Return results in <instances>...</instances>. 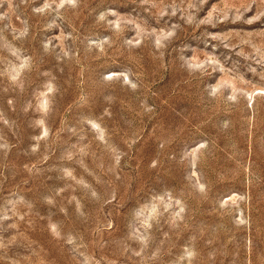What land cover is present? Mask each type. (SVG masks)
<instances>
[{
  "label": "rangeland",
  "instance_id": "374dc122",
  "mask_svg": "<svg viewBox=\"0 0 264 264\" xmlns=\"http://www.w3.org/2000/svg\"><path fill=\"white\" fill-rule=\"evenodd\" d=\"M0 264H264V0H0Z\"/></svg>",
  "mask_w": 264,
  "mask_h": 264
}]
</instances>
